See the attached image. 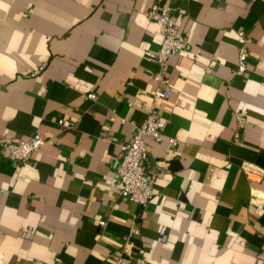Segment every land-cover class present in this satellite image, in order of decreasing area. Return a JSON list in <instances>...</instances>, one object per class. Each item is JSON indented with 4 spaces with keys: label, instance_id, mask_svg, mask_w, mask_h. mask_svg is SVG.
I'll list each match as a JSON object with an SVG mask.
<instances>
[{
    "label": "crops",
    "instance_id": "0c3cea01",
    "mask_svg": "<svg viewBox=\"0 0 264 264\" xmlns=\"http://www.w3.org/2000/svg\"><path fill=\"white\" fill-rule=\"evenodd\" d=\"M155 4L186 11L188 39L160 101ZM137 100L165 123L147 207L114 183ZM35 134L55 144L20 162L0 147V264H116L126 247L132 264H264V0H0V141Z\"/></svg>",
    "mask_w": 264,
    "mask_h": 264
},
{
    "label": "built area",
    "instance_id": "2783aa9c",
    "mask_svg": "<svg viewBox=\"0 0 264 264\" xmlns=\"http://www.w3.org/2000/svg\"><path fill=\"white\" fill-rule=\"evenodd\" d=\"M184 9H174L171 5L155 4L151 7L148 17L159 26L163 41L156 52V63L158 70L152 78L156 84L154 92L155 101L169 99L171 97L170 79L168 76L169 60L178 56L188 48L187 37L178 30L177 15H184ZM242 41L239 47V61L237 73H247L248 64V39L244 32H239ZM95 99L96 95H89ZM146 114V119L140 125H134L130 139L121 147L122 158L116 171L114 183L119 185L121 193L127 199L147 207L156 192L157 179L148 170V140L161 143L165 139V123L160 117L154 105H148L142 100L133 104ZM238 128H245L246 118L237 115ZM59 124L64 128H71L69 121L60 120ZM170 145H176L175 139H168ZM55 141L41 134H35L29 139L19 137L5 138L0 141L1 153L12 162H20L29 159L35 152L46 145H54ZM101 225H105L103 221ZM134 254L126 247L118 257L116 264H132Z\"/></svg>",
    "mask_w": 264,
    "mask_h": 264
}]
</instances>
